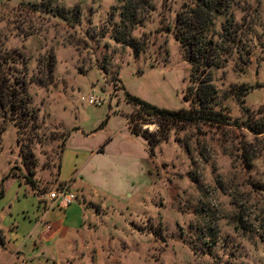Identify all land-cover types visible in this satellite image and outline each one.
<instances>
[{
    "label": "rangeland",
    "instance_id": "rangeland-1",
    "mask_svg": "<svg viewBox=\"0 0 264 264\" xmlns=\"http://www.w3.org/2000/svg\"><path fill=\"white\" fill-rule=\"evenodd\" d=\"M1 1L0 51L14 55L8 76L28 82L39 126L27 133L32 166L48 190L39 196L10 176L28 170L0 107V264H264V135L241 125L264 112V0L227 1L236 42L218 21L214 65L197 72L175 37L191 0ZM127 8L135 26L123 22ZM51 52L49 84L41 65ZM206 81L210 107L229 120L160 129L144 117L132 128L152 134L153 151L132 132L137 110L125 91L160 108L191 109ZM65 133L60 181L77 199L58 210L73 230L51 239L54 230L41 235L42 216Z\"/></svg>",
    "mask_w": 264,
    "mask_h": 264
},
{
    "label": "trees",
    "instance_id": "trees-1",
    "mask_svg": "<svg viewBox=\"0 0 264 264\" xmlns=\"http://www.w3.org/2000/svg\"><path fill=\"white\" fill-rule=\"evenodd\" d=\"M228 0H191L189 4L190 8L186 15H178L175 21V37L182 46L188 49V59L193 67V71L197 72L202 66L214 65L215 57L217 56V43L216 37H220V34L213 31L217 22L220 21L222 30L228 34L226 38H230L231 41L236 42L235 32H232L228 26V21L225 19V8ZM0 0V4H1ZM131 9L127 8L123 12V22L127 19L130 26L137 24V16L134 12H130ZM141 10V9H140ZM125 19V20H124ZM233 26V25H232ZM213 27V28H212ZM114 34V33H113ZM113 38L118 42H122L124 45H128L133 49H137L134 41L128 42L121 34L114 35ZM14 60L13 54H2L0 51V107L6 109L9 116L10 124L16 129L17 142L20 148V157L22 164L26 167L28 172H22L23 176L14 174L13 170L10 172V176L17 178V181L21 185H25L35 194L42 196L46 194L48 187L41 188L39 186V180L36 178V171L33 168V154L31 153L32 136H27V133H34L39 128L37 124V117L34 110L28 107L29 99H27L28 82L25 78H17V76H8V71L11 69V63ZM56 66V59L53 52L43 60L41 70L46 72L45 81L49 84L54 81V72ZM208 66V67H209ZM6 75V78H4ZM40 81V83H39ZM38 80V84L45 86L48 83L43 84ZM207 81L200 84V86L194 92V100L192 101L191 109L180 110H168L165 108L157 107L149 102H146L136 96L131 95L125 90V97L129 104L134 106L137 112L129 117V125L132 132L135 135H141L148 142L150 149L154 147V141L152 140V134L147 131L138 133L135 128H132L134 122L141 120L144 117L155 120L161 127L170 125H188V124H204L212 123L219 124L230 119L229 116L221 111H215L212 105L211 91L208 88ZM18 94H24L25 98H18ZM193 95V93H192ZM249 111V110H246ZM258 117L250 118L246 114V120L241 122V125L248 129L255 136L264 135V112L258 114ZM227 123V122H226ZM29 131V132H28ZM69 137L68 133H65L60 138V145L56 153L55 161V175L50 186H54L53 190L69 189L70 184L60 181L61 169H62V155L65 150V144ZM151 151H153L151 149ZM8 177V176H7ZM6 179V178H5ZM23 179V182L20 180ZM52 190V191H53ZM51 192V191H50ZM5 194L4 189L0 192V198H3ZM42 203V201H40ZM48 207L44 206V211H47Z\"/></svg>",
    "mask_w": 264,
    "mask_h": 264
},
{
    "label": "built area",
    "instance_id": "built-area-1",
    "mask_svg": "<svg viewBox=\"0 0 264 264\" xmlns=\"http://www.w3.org/2000/svg\"><path fill=\"white\" fill-rule=\"evenodd\" d=\"M88 102L89 104L95 105V106L101 105V101L94 97H90ZM49 196H50L51 201L54 203L55 208L59 210H66L71 205H73V203L77 199L76 194H74L71 190L67 188L53 190L49 192ZM44 221H45V225H44L45 230L48 232L52 231L53 230L52 223L46 221L45 219Z\"/></svg>",
    "mask_w": 264,
    "mask_h": 264
},
{
    "label": "crops",
    "instance_id": "crops-1",
    "mask_svg": "<svg viewBox=\"0 0 264 264\" xmlns=\"http://www.w3.org/2000/svg\"><path fill=\"white\" fill-rule=\"evenodd\" d=\"M70 188L72 189V184H70ZM43 219L46 221L52 223L54 225V231H53V236L51 239H54L56 237H60L61 234L64 232L71 231L70 226H67V220L66 217H63L61 212L55 208L54 203L52 202L50 206H48V210L44 211V215L42 216ZM38 227V225H36ZM51 233L45 230V227L43 228L41 235ZM46 242H48L46 240Z\"/></svg>",
    "mask_w": 264,
    "mask_h": 264
}]
</instances>
